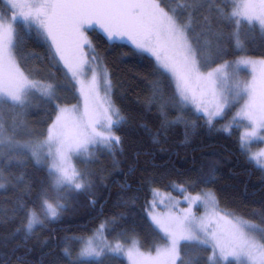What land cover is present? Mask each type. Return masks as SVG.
<instances>
[{
	"label": "trees",
	"instance_id": "trees-1",
	"mask_svg": "<svg viewBox=\"0 0 264 264\" xmlns=\"http://www.w3.org/2000/svg\"><path fill=\"white\" fill-rule=\"evenodd\" d=\"M162 7L176 8L177 0H162ZM231 7L228 3V10ZM8 8L5 0H0V9L7 12ZM194 16L195 33L191 35H198L201 44L211 42L203 50L208 59L205 69L228 62L229 73L245 74L244 68L234 66L236 61L264 59V31L258 26L241 24L238 48L232 36L234 22L223 20L215 11L209 12L207 5ZM205 16L210 19V30L204 23ZM186 18L185 11L182 19ZM14 26L21 37V55L27 57H17L21 68L30 73V79L56 86V98L50 101L31 94L21 115H17L19 109H10L3 115L4 127L12 135L15 126L14 138L21 142L40 141L55 119L56 104L82 103L79 83L58 56L51 57L50 42L40 38L34 27L29 28L21 19ZM85 35L91 45H86L85 57L96 74L106 72L111 82V101L125 118L112 128L120 138L119 144L90 148V162H79L89 187L79 192L64 189L60 202L65 207L59 217L45 220L43 227L37 226L30 236L23 230L26 216L18 204L36 207L42 188L55 201L57 193L51 187L49 170L27 154H12L11 164L6 159L0 165V183L5 185L0 188V264H75L82 240L101 224L106 226L103 232L109 241L126 245L135 240L146 251L164 246L166 240L152 225L146 208L154 189L180 196L182 193L173 185H183L185 194L210 191L219 210L264 227V169L250 161L240 146L241 121L237 113L243 99L229 98V104L220 115L212 117L210 124L209 117L179 101L173 77L160 70L153 57L127 43L109 40L94 26L86 28ZM192 40L197 44L195 38ZM73 50L67 45L64 52L70 62L77 59ZM93 56L98 59L92 61ZM85 77L81 75L79 80ZM157 87L160 91L153 102ZM17 229L21 231L17 233ZM65 248L71 252L70 257L65 256ZM210 254V249L182 242L177 264H208L206 258ZM80 264L126 261L104 253L99 258L80 259ZM225 264L235 262L229 258Z\"/></svg>",
	"mask_w": 264,
	"mask_h": 264
},
{
	"label": "snow or ice",
	"instance_id": "snow-or-ice-1",
	"mask_svg": "<svg viewBox=\"0 0 264 264\" xmlns=\"http://www.w3.org/2000/svg\"><path fill=\"white\" fill-rule=\"evenodd\" d=\"M5 2L9 5L8 11L0 9V165H3L6 159L7 163L11 164L14 158L12 154L30 155L37 164L42 162L41 155L54 161L48 170L51 187L57 193L55 201L53 202L47 190L42 188L38 193L39 203L36 207L27 208L24 203L18 204V208L25 211L26 224L23 225V230L28 236L33 234L37 226L43 227L45 220L50 222L59 217L65 207L60 202L64 199L60 195L64 189L79 192L89 187L86 173L67 164L70 156L83 155L86 158L84 162H90V148L97 146L110 148L113 143L119 144L120 138L113 134L112 128L122 123L125 118L120 115V110L112 104L110 98H107L108 106L102 114H97L89 108V93L96 88L97 74L95 69L90 68V62L83 52L85 45L91 46L84 35L86 25H99L109 40L127 37L135 49L153 55L158 68L170 73L174 78L180 102L187 103L191 100L195 103V92L191 89L193 81L198 85L203 84L214 98L219 96L223 104L217 105L219 111L208 113L210 124L212 117L220 115L223 107L229 104V96L232 101L247 97L237 117H244L250 122L252 137L257 136V129H264V73L261 74L259 81L254 78L251 83H243L235 80L234 72L229 73L228 62L207 74L202 73L201 67L207 66L208 63V59L203 56V50L210 47L211 42L205 41L201 44L198 35L195 37L191 35L195 33L194 13L207 5L209 12L215 11L223 20L234 22L236 27L232 36L236 39V46L240 48L239 30L242 23L258 25L264 31V0H177V7L169 10L162 7V0H39L38 3L5 0ZM228 3L232 5L230 10ZM24 7L29 11H17ZM185 11L187 18L182 19V13ZM18 18H21L29 28L34 26L37 35L50 42L49 54L53 59L58 56L59 60L64 62L72 79L80 84L79 91L84 97L82 113L76 105L71 108L56 105L57 115L42 141L16 140L14 138L16 127L12 128V135H8L3 122L5 105L11 110L19 109L17 115H21L33 90H38L50 101L56 98V86L30 79V73L26 74L18 62V56L21 60L27 59L21 55V37L14 26ZM203 20L210 30L209 17L205 16ZM192 38L197 40L196 46L190 42ZM69 43L79 53L74 62H70L64 55ZM97 59L96 56L92 57V61ZM256 63L250 59L235 62L237 68L248 66L254 68ZM259 64L264 65V60L259 61ZM86 70L93 72L89 93L85 92L84 82L79 80ZM106 75L105 72L104 84L110 91L111 82L106 79ZM230 80L234 81L232 85H229ZM159 91L158 87L154 89L153 102ZM197 111H200L199 105ZM100 128L104 131H98ZM240 146L242 151L248 150L243 136ZM44 149L47 151L44 152ZM249 160L258 168L264 169V150L249 155ZM2 178L3 167L0 166V180ZM190 184L194 185L195 181H191ZM4 186L0 183V188ZM173 187L181 193L186 191L183 185ZM156 195H159V192L154 189L153 196ZM184 200L190 204L203 205L209 211L200 218L192 213L191 207L182 209L179 216L160 217L148 212L152 225L163 234L167 246L158 248L155 257H145L139 253L136 248L137 242L133 240V247L128 250L129 258L136 255L142 259L143 264H176L180 258L181 243L185 242L203 247L206 251L210 249L211 254L206 258L208 264H225L229 262V258L235 264H264V227L261 224L252 223L225 210H218L217 201L210 191L195 196L186 195ZM155 204L154 199L151 202L152 207H155ZM0 223L3 221L0 220ZM221 224L226 227H221ZM105 227V224H101L97 232H102ZM19 231L21 229L16 230L17 233ZM93 239L89 238L88 244L80 250L75 264H80L82 257L99 258L105 252L119 255L123 251V246L119 242L115 245L93 246ZM63 252L65 256H71L68 248Z\"/></svg>",
	"mask_w": 264,
	"mask_h": 264
},
{
	"label": "rangeland",
	"instance_id": "rangeland-1",
	"mask_svg": "<svg viewBox=\"0 0 264 264\" xmlns=\"http://www.w3.org/2000/svg\"><path fill=\"white\" fill-rule=\"evenodd\" d=\"M20 2L24 3L25 0H20ZM27 2L38 3L39 0H27ZM17 11L28 12L29 9L27 7H24V8L17 9ZM20 19L21 18H18V20H20ZM91 26L98 28L99 31L102 32L107 37L106 33L97 24H92L90 26L86 25L84 28V35H85L86 28H89ZM256 26H258V25H256ZM111 41L124 42V43H127V44L131 45L132 47H134V45H132V43L128 40L127 37L114 38ZM190 42L193 44V46H196V43L192 39H190ZM68 45L72 49H74V46L71 43H69ZM85 47H86V45L83 47L84 54H85ZM87 47H88V45H87ZM73 51H74L75 56L77 58L79 56V53L76 52L75 50H73ZM144 53L150 55L151 57H153L155 59V57L153 55H151L150 53H147V52H144ZM261 60H264V59H260V60L259 59H253L252 61L257 62L256 66L254 68L252 66H248L247 68H244V70L246 72L245 74H238V72H236L235 73L236 74L235 80L242 81V79H246L243 83H251L253 81V79L256 78V80L259 81L261 74L264 73V65L259 64V61H261ZM234 66L236 67V64H234ZM87 67L88 66H86V68ZM90 68L92 69L91 65H90ZM200 70L204 74H207L208 72L212 71V69H205V67H201ZM91 74L93 75V72L91 70L90 71L86 70V72L83 74V75H86L85 79H83L86 93H89V85L91 84V81H92V75ZM104 79H105L104 73H102V74L97 73L96 88L94 91L89 93V108H90V110L95 111L97 114H102L104 109L107 108V106H108L107 105V98H110V100H111L110 91L105 88ZM106 79L108 80L107 75H106ZM174 82H175V80H174ZM233 83H234V81H232V80L229 81V85H232ZM79 89H80V84H79ZM191 89L193 92H195V97H196L195 103H193L190 100L187 103H185V105L191 107L194 111H196L197 113L203 114L206 117H208V113H214V112L219 111L217 105L218 104L221 105L222 101H223L219 96L214 98L212 96V94L210 93V91L203 86V84L198 85L195 81H193L191 83ZM31 94L42 96L38 90H33L32 92H30L29 96H31ZM190 95H191V93H190ZM29 96H28V99H29ZM229 98H231V97L229 96ZM246 99H247V97L243 98V104L245 103ZM81 100H82V103L77 107L79 109V112L82 113L84 110V97L82 95H81ZM243 104H242V106H243ZM73 105H76V104L75 103L60 104L59 106L71 108ZM198 105L200 107V111H197ZM8 110H10L9 107L7 105H5L3 115L7 114ZM56 115H57V109H56ZM239 118L241 121V137L242 136L245 137L246 145H247V149H248L247 151H245L246 154L249 157V155H251V154L260 153L262 150H264V129H257V136L252 137V136H250V133L252 131V127H251L250 122L244 117H239ZM46 136H47V134H46ZM46 136H45V138H46ZM44 139H42V140H44ZM42 140H40V141H42ZM257 144H259V145H257ZM43 151L46 152L47 149H44ZM90 152L92 153L91 149H90ZM85 159L86 158L83 155H80V156L71 155L69 160L67 161V164L74 166L77 170L81 171V167L79 166V162L85 161ZM41 161L42 162L39 165H44L47 169H49V165L54 162L51 158L45 159L43 157V155H41ZM35 163H36V161H35ZM158 192H159V195H156L155 197L153 196V192H152L151 200H150V202L146 208V213L153 212L154 214H157L160 217H167L169 215L179 216V215H181L182 209H188L189 207H191L192 213L197 218H200V217L205 216L209 211L203 205L190 204V202L184 200V196H186V195L195 196L197 194L182 193L180 196H176V195L166 193V192H163L160 190H158ZM154 199L156 201V204H155V207H152L151 202ZM161 201H163V202L161 203ZM176 202H178V204ZM149 220H150V218H149ZM220 226L226 227V225H223V224H221ZM97 229H99V227L94 229L89 236H87L86 238H84L82 240L79 251L77 253V257L79 255L80 250L88 244L89 238H94L93 239V246H98V245H103V244L115 245L118 242V241L107 240L104 237V232L102 231V232L98 233ZM121 245L123 246V251L117 256L122 257L126 261V264H143L142 259L136 255H133L132 258H129L128 250L133 247L132 243L126 244V245L121 244ZM166 246H167V241H166L164 246H161L158 248H163ZM136 248L139 250V253H142L143 256H145V257H147V256L155 257L157 254V249H158V248H156L152 251H146V250L141 249L140 246L138 245V243H136ZM105 253H107V252H105ZM90 258H96V257H82L80 259H90ZM177 263H178V259L176 261V264Z\"/></svg>",
	"mask_w": 264,
	"mask_h": 264
}]
</instances>
